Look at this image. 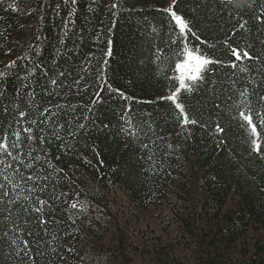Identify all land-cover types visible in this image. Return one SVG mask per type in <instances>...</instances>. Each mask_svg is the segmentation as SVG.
<instances>
[{
  "label": "trees",
  "instance_id": "obj_1",
  "mask_svg": "<svg viewBox=\"0 0 264 264\" xmlns=\"http://www.w3.org/2000/svg\"><path fill=\"white\" fill-rule=\"evenodd\" d=\"M170 5L0 0V264H264V0H176L188 47L220 61L177 95L188 124L166 99L183 58Z\"/></svg>",
  "mask_w": 264,
  "mask_h": 264
},
{
  "label": "snow or ice",
  "instance_id": "obj_2",
  "mask_svg": "<svg viewBox=\"0 0 264 264\" xmlns=\"http://www.w3.org/2000/svg\"><path fill=\"white\" fill-rule=\"evenodd\" d=\"M175 2L176 0H172V5L164 9V11L169 13L175 29L179 33V39L173 40L172 43L173 44L180 43L182 45L181 51L183 53V58L175 64V69L178 73V76L176 77V79L179 85L177 92L166 97V99L171 100L175 104V107L179 109L180 114L183 117L182 123L188 124V123H195L196 121L189 120V117L187 113L185 112L183 104L177 101V95L182 90H186L189 92L192 91L193 85H195L196 83H198L199 81L203 79L202 73L204 72L206 66L213 64V63H220V61L210 59L208 56L201 54L199 52V49L193 50L188 47V37H189V34L192 33V28L190 24L188 23V21L183 16L179 15L175 10H173V6L175 5ZM117 6L118 5L116 4L112 5L113 8ZM241 27H243V25H241ZM231 55L234 57L235 61H240L242 59L240 50L236 48L231 49ZM243 58L252 59V57L247 51L243 52ZM231 66L235 68L236 64L232 63ZM52 83L55 84L56 81L53 80ZM121 95L123 96L122 93ZM261 99L264 100V97H261ZM19 115L21 118H23L26 115V113L20 112ZM239 115L242 120L246 121L247 125L249 126L252 133L256 137V139L253 140V149L257 152H260L261 145L258 142L260 134L257 132V127L253 122V115L251 111L247 113H245L244 111H241ZM257 115L260 116L261 124L264 125V116L260 115L259 113ZM33 123H35V121H33ZM81 127H83V125H81ZM217 128L220 132H223V129L220 128L219 125H217ZM25 131L30 134L28 136L29 140L34 139V137L31 135L32 133L31 128H27L25 129ZM16 135L17 137L19 136L18 133ZM12 147L16 148L18 147V145L16 143H13ZM145 147L147 146L145 145ZM0 151H2L7 156H12V152L9 150V144L7 143V138H5L4 141L0 142ZM13 159H16V157H13ZM34 159L39 160V157H35ZM0 163H3V161H0ZM6 167H10V165H6ZM26 167L31 168L32 167L31 163L26 165ZM5 179H7V177H5ZM27 179L31 180V179H34V177L29 176ZM0 188H3V185H0ZM7 195H8L7 192H3V196H7ZM75 206L76 205H73V207Z\"/></svg>",
  "mask_w": 264,
  "mask_h": 264
},
{
  "label": "rangeland",
  "instance_id": "obj_3",
  "mask_svg": "<svg viewBox=\"0 0 264 264\" xmlns=\"http://www.w3.org/2000/svg\"><path fill=\"white\" fill-rule=\"evenodd\" d=\"M178 76L177 71L175 70V78ZM177 80V79H176ZM178 82V81H177ZM173 198V197H172ZM114 208L116 211H118L119 215L115 217V211L105 209V222H108V228L106 231V240L109 241V243H112V239L116 238L119 229L122 228V220H121V212H122V203L119 201L114 202ZM111 205L109 204V207ZM172 206L171 200H168V203H163L157 208H150L146 213L142 214L139 219V225L143 229L145 227H150L153 229H157L158 225H161L162 222L166 220V215L168 214L169 208ZM235 206V200L234 198H229L227 202V207H234ZM106 208V207H105ZM261 238V233H258L257 231H251L249 232L248 236L245 238V243L250 244L253 240L256 238Z\"/></svg>",
  "mask_w": 264,
  "mask_h": 264
}]
</instances>
